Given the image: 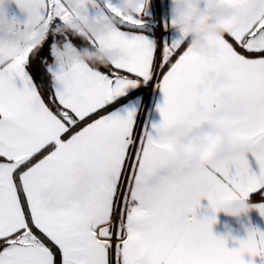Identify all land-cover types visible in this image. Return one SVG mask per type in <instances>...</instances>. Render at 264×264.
I'll return each mask as SVG.
<instances>
[{
  "label": "snow or ice",
  "instance_id": "1",
  "mask_svg": "<svg viewBox=\"0 0 264 264\" xmlns=\"http://www.w3.org/2000/svg\"><path fill=\"white\" fill-rule=\"evenodd\" d=\"M168 4L149 0L131 16L115 0H0V264L264 260V231L251 228L230 249L213 232L216 216L201 217V202L186 191L206 180L211 190L200 195L214 213L255 198L252 207L264 216V0L236 31L206 37L219 49L213 58L189 45L186 32L169 38ZM77 22L100 30L85 38L62 32ZM42 26L50 31L38 45ZM60 41L72 50L118 49L123 57L106 67L66 63ZM34 65L42 72L39 86ZM211 76L232 83L201 94ZM149 82L164 96L162 121L150 129L134 110L123 116L113 106L128 88ZM225 95L243 111H228ZM205 126L230 131V147L203 171L172 175L177 142ZM85 175L95 182L81 195ZM45 193L58 197L56 208ZM185 214L191 219L183 223Z\"/></svg>",
  "mask_w": 264,
  "mask_h": 264
},
{
  "label": "clouds",
  "instance_id": "2",
  "mask_svg": "<svg viewBox=\"0 0 264 264\" xmlns=\"http://www.w3.org/2000/svg\"><path fill=\"white\" fill-rule=\"evenodd\" d=\"M149 0H118L119 7L128 15L134 16L138 13L140 6H147ZM205 5H208L206 8ZM259 0H170L169 16L170 21H174V29L182 34L187 33V43L194 47L197 52H203L209 47L206 39L210 34L225 35L230 34L241 27L245 20L250 17L253 11H259ZM81 28H88L99 32L97 25H81L76 23L73 35L85 38L80 31ZM72 30V29H69ZM50 29L43 26L39 29V37L36 41L38 45H42L47 39ZM219 51V50H217ZM61 55L66 60L79 59L90 65L108 66L114 61L123 57L120 50L101 54L93 51L89 47H85L77 54H73L60 48ZM232 83L228 77H223L218 81L217 87ZM243 111L239 104H233L230 112L239 114ZM231 132L216 127H206L195 133L191 137L182 140L177 145L180 153L179 158L174 162L177 167L170 168L169 171L174 176H181L186 169L193 167L203 171L206 169L217 155L230 147ZM89 182L92 178L88 177ZM211 190L208 181L202 180L191 186V195L189 199L193 202H200L203 197L201 192ZM81 195H85L92 191L88 184H81L79 187ZM57 204L52 202L49 207L56 208ZM252 204L249 200H240L228 205L223 209L224 213L229 217L242 218L251 209ZM191 219L189 214L181 217V222L186 223ZM227 227V225H226ZM251 227L247 229L249 231Z\"/></svg>",
  "mask_w": 264,
  "mask_h": 264
},
{
  "label": "crops",
  "instance_id": "3",
  "mask_svg": "<svg viewBox=\"0 0 264 264\" xmlns=\"http://www.w3.org/2000/svg\"><path fill=\"white\" fill-rule=\"evenodd\" d=\"M115 2L118 3V0H115ZM169 4H170V0H169ZM169 4H168V9H167V16H168L169 22H170ZM10 7H11L12 11L17 13L18 15L20 14L19 8L14 3L11 4ZM205 7L207 8L208 5H205ZM81 25H85V24H81ZM85 26H88V25H85ZM43 27L47 28L46 26H43ZM83 30H88V35H91L94 32V30H91V29H88V28H85ZM80 31L82 33H84L85 35H87L84 31H82V29H80ZM39 35H40V33H39ZM180 35L181 34L176 32L174 28H170L169 29V38L170 39L179 38ZM64 50L67 51V52L73 53L74 55L78 53V50H76V52H74L72 49L65 48V47H64ZM99 50L103 54H106V53L114 51V50H104V49H100V48H99ZM217 50H219V49L213 47L209 43V47L206 48L203 52H199V53L202 54V55H205V56H207L209 58H213V57H216V56H218L220 54V52L217 51ZM59 56L66 63H73V62H82V63H84L83 61H81L79 59L66 60L61 55V53H59ZM223 77H227V76H220V77L211 76V77H208L206 83L201 85V87H200L201 94L207 93V91L210 88H214L216 90L227 88L231 83L227 84V85H223L221 87H217L216 86L218 81L221 80ZM131 91H136L137 93H136V95L134 97H132L131 99L127 100L126 102H124L123 104H121L120 106L117 107L118 110L120 111V114L123 115V116H126L127 112L129 110H134L135 113H136L135 118H136L137 122L141 125L142 128L143 127H148L150 129L152 124L160 123L162 121V115H161V113L158 110V106L161 105L164 102V96H163L162 91L160 89H158L157 87H155L154 83H152V82H149L147 84L138 83L135 87L128 88L126 90V94L131 92ZM221 103L228 111H230V109H231L233 104H236L227 95L221 97ZM200 110H204V106L203 105L200 106ZM206 127H212V126H205V127H201V128H196L190 134L182 137L177 142V144L175 146L177 155H176V158L174 159V161L172 162L170 168L177 167V165L174 163L180 156V153L177 150V145L182 140L191 137L192 135H194L195 133L201 131L202 129H204ZM248 158H249V161H250V165H251L252 171H254L257 174H259L260 167H259V164L256 162L255 158L251 154H249ZM194 169H197V168L193 167L192 169H186L184 171V173L192 171ZM88 177L92 178L91 182H89ZM94 182L95 181H94V177L93 176L85 175L81 179V181L79 183V187L83 183V184H88L92 188V185L94 184ZM198 182H200V181H198ZM198 182H195V183H198ZM195 183H192L191 185H188L186 187V191L188 192L189 196L191 195V186L193 184H195ZM201 193H204V192H201ZM44 199L48 203V205H50L52 202H55L56 204L58 203V197L53 196L51 193H45L44 194ZM200 202L202 204V207L197 209L198 214L201 217H203V216H211V215H215L216 216V222L212 226L213 232H214V234L217 237L226 238L227 239V245H228V247L230 249L238 248L239 247V241L242 240V239H246L247 238V236H248L247 229L249 227H251V228H259L260 230L264 231V216H262L260 214L259 210H257L256 208H252L242 218H235V217L227 216L224 213L223 209L220 212H218V213H214L212 211V209L210 207V203H209V201L207 199H202ZM182 205H183V201H177V205H176L177 207H180ZM226 225H227V227H226ZM245 259H252V258L246 256ZM255 261H256V264H264V260H262L260 257H256Z\"/></svg>",
  "mask_w": 264,
  "mask_h": 264
},
{
  "label": "trees",
  "instance_id": "4",
  "mask_svg": "<svg viewBox=\"0 0 264 264\" xmlns=\"http://www.w3.org/2000/svg\"><path fill=\"white\" fill-rule=\"evenodd\" d=\"M47 28H48V27H47ZM69 29H72V30H69ZM73 30H75V28L72 27V26H70V25H68V24H67V25H64V26L62 27V32H63L64 34H70V35L74 36V35H73ZM82 34H84V33H82ZM84 36L86 37L87 35L84 34ZM75 37H76V36H75ZM185 46H186V45H185ZM61 47L64 49V46H63V42H62V41L58 42V49H60ZM74 47H75V46H74ZM85 47H87V46H85ZM85 47H76V49H77L78 52H79L80 50H82V49L85 48ZM89 48H91L93 51H98V52H100L101 54H103V53L99 50V48H92V47H89ZM101 70L104 71L105 69L101 68ZM31 71H32V74H33V76H34V79H35L36 83H37L38 86H39V85L41 84V76H42V72H41V70H40L39 68H37V67L34 65L33 68L31 69ZM44 79H45V81H46V77H45ZM43 91L45 92V97H44V98H45L46 102H48L47 89L45 88ZM136 93H137L136 91H131V92L125 94V96H122V97L118 98V100L114 101L113 106L117 108L118 106H120L121 104H123L124 102H126L127 100H129V99H131L132 97H134V96L136 95ZM250 202H255V198H254V200H250Z\"/></svg>",
  "mask_w": 264,
  "mask_h": 264
},
{
  "label": "rangeland",
  "instance_id": "5",
  "mask_svg": "<svg viewBox=\"0 0 264 264\" xmlns=\"http://www.w3.org/2000/svg\"><path fill=\"white\" fill-rule=\"evenodd\" d=\"M68 25H70V26H72V27H74L75 28V25H76V23L75 24H68ZM82 29V31H84L87 35H88V30H83V29H85V28H81ZM87 31V32H86ZM75 48V50H73L74 52H76V47H74ZM59 53H60V50H59Z\"/></svg>",
  "mask_w": 264,
  "mask_h": 264
}]
</instances>
